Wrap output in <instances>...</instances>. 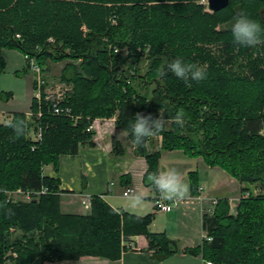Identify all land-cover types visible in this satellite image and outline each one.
Listing matches in <instances>:
<instances>
[{
    "label": "trees",
    "instance_id": "obj_1",
    "mask_svg": "<svg viewBox=\"0 0 264 264\" xmlns=\"http://www.w3.org/2000/svg\"><path fill=\"white\" fill-rule=\"evenodd\" d=\"M240 15L264 27V0H229L212 12L197 0H0V47L32 57L43 72L44 60L65 61L57 80L69 89L60 105L72 116L52 114L32 97L30 116L13 112L0 124V264L80 256L117 260L125 249L121 240L134 235L145 238V250L155 260L175 253L163 232L148 230L151 214L113 209L96 195L89 198L87 214L62 213L57 181L42 175L41 168L51 163L56 169L59 154L94 146L87 128L95 118L113 117L132 143L137 112L171 120L180 110L184 126L169 123L155 135L156 147L147 149L150 138L143 146L132 143L133 154L146 163L142 184L158 193L148 175L158 171L164 150L200 156L240 184H257L254 194L240 187L232 211L227 198H217L201 215L205 238L183 252L212 264H264V45L233 46L231 27ZM224 23L230 26L218 28ZM209 46L227 63L241 62V69H224L225 60L221 64ZM177 58L204 66L206 78L186 84L171 73L157 75ZM8 122H23L19 138L10 139L14 131ZM30 130L39 132L37 140L26 137ZM121 151L112 139L111 154ZM187 177L195 193L196 173ZM119 178L129 181L127 174ZM44 187L46 193L36 199L7 200L6 193L16 188ZM10 230L19 235L10 238Z\"/></svg>",
    "mask_w": 264,
    "mask_h": 264
},
{
    "label": "crops",
    "instance_id": "obj_2",
    "mask_svg": "<svg viewBox=\"0 0 264 264\" xmlns=\"http://www.w3.org/2000/svg\"><path fill=\"white\" fill-rule=\"evenodd\" d=\"M21 55L26 66L25 55L22 53ZM32 87H34V82ZM27 110L15 112L26 113ZM1 113H3L2 110H0ZM1 115L0 124H5L10 116L4 120V118L1 119ZM101 120L103 119L95 118L91 125L94 146L79 147L74 155L59 154L56 169L51 163L44 164L41 168L42 175L57 181L59 210L67 214L85 215L89 212V198L96 195L113 209L140 216L151 214L152 218L147 225L148 230L163 232L169 240L172 239L176 245V252L161 260H155L150 256V251L145 250V238L142 235H134L124 241L121 240L120 244L125 249L121 250L117 260L80 256L74 260L44 261L42 264H204V259L200 254L186 253L183 250L199 245L200 234H204L201 228V215L212 208L217 198H227L229 206H231L232 200L237 202L240 197L212 196L211 194L224 193L225 188L228 190L239 188L237 195H240L242 184L236 182L234 178L228 177V174L222 169L205 165L202 158L197 156L193 158L196 160L197 168L203 174V177H200L198 169L189 170L188 160L190 159L188 158H191L190 156L184 155L180 150H164L160 152L158 162L160 163L168 156L179 159L181 161L179 165H181L178 169L186 177V179L184 178L185 182L189 184L188 172L196 173L197 189L195 193L189 192V195L180 200L181 202L171 211L167 213L155 212L153 208L155 191L142 184V175L146 168L144 159L133 154L128 141L121 138L120 131L114 132L111 123L106 122L107 126L105 127L96 123ZM112 139L121 146L122 151L118 154H111ZM158 170H164V167L160 169L158 165ZM126 174L129 176L127 182L126 178H119L120 175ZM125 188H129L130 192L123 196L122 192ZM138 192L144 193L146 198L139 206L138 211H130L131 201L124 200V198ZM81 208L87 212L82 211Z\"/></svg>",
    "mask_w": 264,
    "mask_h": 264
},
{
    "label": "clouds",
    "instance_id": "obj_3",
    "mask_svg": "<svg viewBox=\"0 0 264 264\" xmlns=\"http://www.w3.org/2000/svg\"><path fill=\"white\" fill-rule=\"evenodd\" d=\"M231 32V43L235 47L255 48L258 45H264V27L247 16L240 15L236 17L232 24ZM169 73L177 79L184 81L186 84L190 81L199 82L206 78V69L204 66L196 63H187L181 58H177L161 66L157 75L164 77ZM173 122L180 127L184 126L185 120L182 110L178 111L171 120H166L161 113L153 117L151 113L144 115L143 113L137 112L134 123L131 125L132 143L137 147L143 146L147 138L166 130L167 125ZM7 127L12 128L14 131V136L10 137V139L19 138L24 131L23 122H8ZM148 180L159 193V198L162 202L183 200L190 192L189 184L185 182L182 173L176 168H167L150 173ZM128 198L131 201L129 210L138 211L139 206L146 197L144 193L138 192L130 195ZM7 213L9 215L13 214V210L8 209Z\"/></svg>",
    "mask_w": 264,
    "mask_h": 264
},
{
    "label": "rangeland",
    "instance_id": "obj_4",
    "mask_svg": "<svg viewBox=\"0 0 264 264\" xmlns=\"http://www.w3.org/2000/svg\"><path fill=\"white\" fill-rule=\"evenodd\" d=\"M197 1L199 3H202L206 9V0H197ZM227 26H230V23L228 24L224 23L220 25L218 28H223ZM209 49H210L211 54L218 55V60L221 62V64L225 60L224 64H222V67H224V69L230 68L235 71L241 69L239 67L241 62H239L238 60L236 61L234 58H232L230 59L231 62L227 63L229 60H226L224 56H221V54L216 51L215 46H209ZM144 53H146V51H144ZM33 61L35 62L34 59ZM64 62L65 61L63 60L58 61V62H51L48 59L42 62L41 66L43 68L47 67V69L45 70L43 74L44 81L46 83V86L44 87L45 90L58 91V92L64 93L66 90L69 89V87H67L66 85L64 86L63 84L59 83L57 80V76ZM33 79H34L33 73L31 72L29 68L25 66V63L23 62V58H22L20 51H18L17 49L0 47V95L2 94L0 96V110H2L3 112L1 113L2 115L0 114L2 116L1 119L4 118L5 120L6 117L10 116L12 112L23 111V110L28 109L29 102L31 98L33 97V87H32ZM3 94L8 95L7 99L5 98V96H3ZM26 112H30V111L27 110ZM101 119L103 120L98 121L96 123L100 124V126L102 127L107 126L106 122L111 123V125L113 126L114 132L116 133L117 131H120L119 133H120L121 138L126 140V142L128 141V143L130 144V147L133 148L132 143L127 137V130L115 127L114 123L112 122V120L114 119L113 117L101 118ZM91 125H93V120L91 121V124H90V130L93 131V128L91 129ZM26 137L30 138L29 131L27 132ZM158 142H159L158 136L150 137V143L148 142L146 145L147 149L151 150L152 148H154V144L157 145ZM188 159H190L188 160L189 170L190 169L199 170V168H197L196 163H195L196 160L193 157L188 158ZM179 163H181L179 159L168 156V157H165L160 163L158 162V165L160 166V169H163L164 167V169L176 168L177 170H179L178 167L181 165V164L179 165ZM198 174L200 177H203V174L201 173L200 170L198 171ZM227 176L230 177L229 175ZM183 178L186 179L185 176H183ZM241 184L242 186L244 185L247 186L248 189L253 194L259 191L257 184H249V183H241ZM238 189L239 188L228 190L227 188H225L223 190L224 193H213L211 195L212 196H228L232 198L237 196L238 198L241 195V194L237 195ZM245 194L246 192L243 193V195ZM125 199L128 200L129 198H124V200ZM232 202L233 203H230L231 211L234 208L236 200H232ZM81 210L87 212V210H83L82 208ZM208 211H211V209ZM10 232H11L10 238H13L19 235L18 231L10 230ZM201 240H202V234H200V237L198 239V241H200L199 243H201ZM6 255L8 257L9 256L12 257L14 253L11 254L10 252H6Z\"/></svg>",
    "mask_w": 264,
    "mask_h": 264
},
{
    "label": "built area",
    "instance_id": "obj_5",
    "mask_svg": "<svg viewBox=\"0 0 264 264\" xmlns=\"http://www.w3.org/2000/svg\"><path fill=\"white\" fill-rule=\"evenodd\" d=\"M84 30V27H82ZM15 37H18L17 34H15ZM116 51V49H114ZM26 59V67L31 70L33 73L34 79V87H33V98L36 100L37 104L40 102H44L48 105L49 111L52 114L55 115H64L67 117H72L70 115V110L67 106H61L60 103L64 98L63 92L58 91H48L45 90V81H44V72L40 69V67L33 61L32 57L24 56ZM26 116H30V112L25 113ZM40 112L37 111L36 115H39ZM90 129V126L87 128ZM29 136L31 141H35L39 138V132L38 131H29ZM46 188H41L40 190L36 191H27L22 190L20 188H16L13 191H9L6 193L7 200L16 201H29L30 199H36L39 194L46 193ZM130 192L129 188H125L122 192L123 196H126L127 193ZM181 201H166L162 202L159 198V193H155L153 197V208L155 212L158 213H167L171 211L174 207H176ZM205 238V235H202V239ZM204 264H212L208 260H204Z\"/></svg>",
    "mask_w": 264,
    "mask_h": 264
},
{
    "label": "water",
    "instance_id": "obj_6",
    "mask_svg": "<svg viewBox=\"0 0 264 264\" xmlns=\"http://www.w3.org/2000/svg\"><path fill=\"white\" fill-rule=\"evenodd\" d=\"M228 2L229 0H206V9L209 12L216 11L225 7ZM169 243L172 245L173 249H176L174 241L169 240Z\"/></svg>",
    "mask_w": 264,
    "mask_h": 264
}]
</instances>
